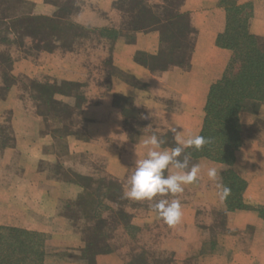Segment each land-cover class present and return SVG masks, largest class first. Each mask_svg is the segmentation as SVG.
Segmentation results:
<instances>
[{
	"label": "crops",
	"instance_id": "1",
	"mask_svg": "<svg viewBox=\"0 0 264 264\" xmlns=\"http://www.w3.org/2000/svg\"><path fill=\"white\" fill-rule=\"evenodd\" d=\"M231 6H248L264 52V0H0V226L41 236L44 264H264V97L238 113L232 165L191 156L198 179L165 197L178 224L123 198L142 139L201 135L233 56L217 44Z\"/></svg>",
	"mask_w": 264,
	"mask_h": 264
},
{
	"label": "trees",
	"instance_id": "2",
	"mask_svg": "<svg viewBox=\"0 0 264 264\" xmlns=\"http://www.w3.org/2000/svg\"><path fill=\"white\" fill-rule=\"evenodd\" d=\"M248 6L228 8L225 33L218 37L219 47L230 49L233 56L223 78L210 90L206 119L201 135L207 143L200 151L188 149L195 158L209 157L232 165L240 146L238 113L246 100L264 97V52L247 31ZM226 182L240 188L242 181L232 171ZM230 180V181H229ZM242 186V185H241ZM231 191L227 198L230 210L244 208L238 193ZM94 250L98 247L95 244ZM93 247H90L91 252ZM109 253L108 247L101 249ZM44 240L36 233L14 227L0 226V264H44Z\"/></svg>",
	"mask_w": 264,
	"mask_h": 264
},
{
	"label": "clouds",
	"instance_id": "3",
	"mask_svg": "<svg viewBox=\"0 0 264 264\" xmlns=\"http://www.w3.org/2000/svg\"><path fill=\"white\" fill-rule=\"evenodd\" d=\"M151 115V114H150ZM144 119L150 116L142 117ZM174 134L175 147L162 148L164 141L155 133L142 139L147 155L135 161L134 171L127 177L123 198L129 201H147L149 210L168 226L178 224L183 216V205L179 199L165 197L182 193L186 185L194 183L201 172V166L190 164L192 149L200 151L207 143L199 134L185 137L184 131L171 127ZM175 169V171H173ZM209 179L215 181L217 170H207ZM218 196L225 200L231 194V188L218 184Z\"/></svg>",
	"mask_w": 264,
	"mask_h": 264
},
{
	"label": "rangeland",
	"instance_id": "4",
	"mask_svg": "<svg viewBox=\"0 0 264 264\" xmlns=\"http://www.w3.org/2000/svg\"><path fill=\"white\" fill-rule=\"evenodd\" d=\"M120 243V242H119ZM58 258L61 260V261H64L65 263H68L69 262V264H73V263H78L79 262V260L80 259H78L77 257H67L66 255H61V256H58ZM165 258V256L163 257V259ZM147 259H148V261L150 262V263H152L153 261H154V259H155V257H153V256H149V257H147ZM50 261H52V260H50ZM45 263V262H44ZM154 263V262H153ZM49 264H50V262H49Z\"/></svg>",
	"mask_w": 264,
	"mask_h": 264
}]
</instances>
